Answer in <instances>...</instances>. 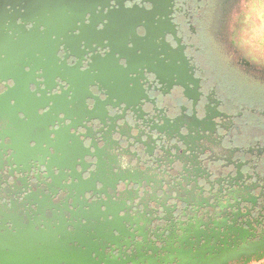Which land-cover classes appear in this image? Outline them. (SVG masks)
Masks as SVG:
<instances>
[{
	"label": "water",
	"instance_id": "1",
	"mask_svg": "<svg viewBox=\"0 0 264 264\" xmlns=\"http://www.w3.org/2000/svg\"><path fill=\"white\" fill-rule=\"evenodd\" d=\"M90 6L91 0H72L51 21L30 0H0V264L213 262L217 237L197 220L241 198L229 187L242 175L253 178L263 164L235 159L219 115L210 118L205 107L198 109L202 116L178 114V98L157 101L156 71L130 72L114 87L93 51L81 61L67 36L59 45L49 39L73 23L90 30L79 19ZM36 33L43 35L38 43L8 56L16 41ZM101 54L107 60L108 51ZM27 65L35 72H23ZM33 108L23 122L13 115ZM158 249L166 252L162 263L151 260Z\"/></svg>",
	"mask_w": 264,
	"mask_h": 264
},
{
	"label": "flooded vegetation",
	"instance_id": "2",
	"mask_svg": "<svg viewBox=\"0 0 264 264\" xmlns=\"http://www.w3.org/2000/svg\"><path fill=\"white\" fill-rule=\"evenodd\" d=\"M30 1L51 21L72 6V0ZM40 4L48 7L40 8ZM249 7L251 11L239 19L230 0H156L154 15L147 16V9L117 10L121 18L120 46L124 39L129 42L135 39L144 49L140 59H133L137 75L144 72L139 67L141 63L160 76L162 84L153 85L157 87L152 91L153 97L157 101L178 98V114L194 110L202 116L198 109L205 107L210 118L219 115L223 127L220 132L227 141H233L235 159L254 158L263 164V169L252 173L253 178L242 175L229 187L230 192L241 194V198L224 202L221 211L197 220L204 232L217 237L213 262L206 264H222L226 257L229 258L226 264H247L264 256V64L259 59L264 48L260 37L264 6L257 3ZM145 22L148 26L142 31L149 32L148 36L139 34ZM232 34L240 36L239 45L247 46L249 55L238 54L237 41L232 40L231 45L226 42L225 37ZM41 36L36 33L16 41L8 49V56L15 58L21 45L38 43ZM90 50L113 86L122 84L124 75L108 58L102 57L105 48L99 43L95 49L88 43L79 47L83 58ZM162 52L166 64L157 61V53ZM132 77L136 79L135 75ZM216 156L224 157L221 153ZM112 253L107 249L104 256L112 259ZM164 254L165 250L158 249L151 257L152 262L162 263Z\"/></svg>",
	"mask_w": 264,
	"mask_h": 264
},
{
	"label": "snow or ice",
	"instance_id": "3",
	"mask_svg": "<svg viewBox=\"0 0 264 264\" xmlns=\"http://www.w3.org/2000/svg\"><path fill=\"white\" fill-rule=\"evenodd\" d=\"M259 3L261 6H264V0H230V6H234L236 10V17L237 19L241 18L243 15L246 14V12L251 11L252 7H255L256 4ZM97 5H99V10L97 9ZM156 6V0H130V2H126V0H91V6L86 8L84 11L80 13L79 19L81 20L82 24H91V29L86 30L84 28L77 29V26L75 23L72 24V26L68 29H65L64 35H54L51 32H49V39L53 41H57V44L59 45L62 43L65 39V36H67L71 41L75 42L76 48L74 50H78L79 46L86 42L88 43L89 47L92 49H95L96 43H99L101 47L105 48L106 51H108V61H111V63L118 67L119 71L125 76L128 77V74L130 72H135L136 67L133 64V59H140L142 57V53L144 52V49L141 48L140 43L137 42L135 39L132 40L131 43H129L128 39H124L122 44L123 46H120V40H119V29L121 25V18L117 14V10H123L125 8L127 9H133L136 10H143L147 9V12L145 15H154L153 8ZM72 13L69 11L67 15H71ZM91 15L96 16L97 20L94 23L92 21H88L85 19V15ZM156 19H159V17H155ZM97 25H99V28H97ZM147 23L141 25V32L139 34L148 36L149 32L142 31L143 28L147 27ZM31 27V26H29ZM46 27V26H45ZM45 29L43 27L38 26V31L43 32ZM236 30H234L235 32ZM83 33V34H82ZM260 37L262 42H264V28L260 30ZM163 39V37H161ZM93 40L96 41V43H93ZM226 42L231 45L232 40L237 41L238 45V54L240 56L249 55V49L247 46H240L239 40L240 36L232 34L230 37H225ZM135 45V46H134ZM57 51H59V47L57 48ZM36 55H39L38 52H36ZM120 57H123V59H120ZM157 61L161 64H166L167 60L165 59V56L160 55L157 53ZM259 59L262 64H264V48L261 49L259 54ZM61 60H64V57L61 56ZM83 60V56L81 55V61ZM5 62V55L3 53H0V64ZM76 70L83 72L84 69L80 68L79 65L74 66ZM140 67L146 72L151 70L150 66H145L143 64L140 65ZM72 70L71 68L69 69ZM22 71L25 73L35 72V68H33L31 65L24 66L22 68ZM142 74V73H141ZM71 82L69 81V84ZM128 83V86L131 87L132 84L135 83V80L126 81ZM12 87H15V85H12ZM25 90L27 91V81L25 82ZM5 92L8 91V89L4 90ZM65 93H67V89L64 90ZM37 89L32 88L30 95L34 97L36 94ZM4 93H0V96H3ZM68 99H71V97H68ZM10 105H15L16 100L14 98H11ZM40 108H45V106H40ZM35 114V108H33L32 113L26 112L24 109L17 110L13 113L14 117L18 122H23L25 119V115H28L29 118ZM51 115V113H50ZM37 117L43 119L44 113H39ZM64 122V117H60V123ZM3 143V140H0V144ZM54 146V145H53ZM35 147V145H33ZM43 147L48 148V144H43ZM93 151H95V148H93ZM71 231V229H68Z\"/></svg>",
	"mask_w": 264,
	"mask_h": 264
},
{
	"label": "rangeland",
	"instance_id": "4",
	"mask_svg": "<svg viewBox=\"0 0 264 264\" xmlns=\"http://www.w3.org/2000/svg\"><path fill=\"white\" fill-rule=\"evenodd\" d=\"M262 263H264V256L259 260H254V261H251L247 264H262Z\"/></svg>",
	"mask_w": 264,
	"mask_h": 264
},
{
	"label": "crops",
	"instance_id": "5",
	"mask_svg": "<svg viewBox=\"0 0 264 264\" xmlns=\"http://www.w3.org/2000/svg\"><path fill=\"white\" fill-rule=\"evenodd\" d=\"M67 1V0H66ZM65 2V1H64ZM43 6H46V8L48 7V4H40V8H45V7H43Z\"/></svg>",
	"mask_w": 264,
	"mask_h": 264
}]
</instances>
